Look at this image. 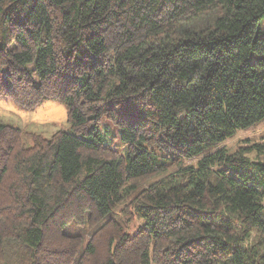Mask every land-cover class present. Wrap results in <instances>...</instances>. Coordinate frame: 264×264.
Wrapping results in <instances>:
<instances>
[{
    "label": "trees",
    "instance_id": "trees-1",
    "mask_svg": "<svg viewBox=\"0 0 264 264\" xmlns=\"http://www.w3.org/2000/svg\"><path fill=\"white\" fill-rule=\"evenodd\" d=\"M0 96L68 118L0 121V264H264V0H0Z\"/></svg>",
    "mask_w": 264,
    "mask_h": 264
},
{
    "label": "rangeland",
    "instance_id": "rangeland-1",
    "mask_svg": "<svg viewBox=\"0 0 264 264\" xmlns=\"http://www.w3.org/2000/svg\"><path fill=\"white\" fill-rule=\"evenodd\" d=\"M67 119L66 105L57 100H47L33 110H27L21 108L14 100L0 96V121L22 127L29 132L50 137L59 129L67 126ZM246 137H251L255 141L264 140V124L241 132L226 140L221 146L234 147L237 142ZM79 230L72 229L71 231Z\"/></svg>",
    "mask_w": 264,
    "mask_h": 264
}]
</instances>
